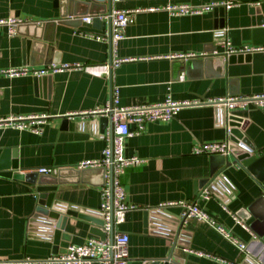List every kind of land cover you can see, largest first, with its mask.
I'll return each mask as SVG.
<instances>
[{
    "label": "crops",
    "instance_id": "0c3cea01",
    "mask_svg": "<svg viewBox=\"0 0 264 264\" xmlns=\"http://www.w3.org/2000/svg\"><path fill=\"white\" fill-rule=\"evenodd\" d=\"M213 1L114 0L112 11L141 10L125 28V37L112 48L109 41L92 36L109 32L111 20L85 23L76 16L65 17L70 12L103 14V6L91 0H0V19L24 21L14 30L8 24L0 25V117L47 116L45 123L36 124L41 133L0 125V160L8 164L15 160L19 167L0 170V259L42 260L61 254L55 252L51 234L58 225L70 244L85 243L103 231L99 209L104 171L77 165L102 159L105 132L110 127L104 131L101 115L91 111L105 107L113 87L118 86L123 106L159 103L168 95L180 101H206L184 106L169 122H150L142 133L126 140V155L144 159L123 176L127 199L137 206L119 225L130 235L127 264L166 257L175 241L174 257L182 264H256L251 254H260L264 260V181L240 165L230 166L218 183L209 185L212 196L200 204L246 242L251 253L242 252L205 221H185L178 235L183 208H159L169 201L194 200L203 190L199 184L210 175L212 155L194 154L193 149L200 143L228 138L227 106L211 101L228 94L264 92V75L255 73L251 62L224 63L213 58L206 66L193 63L213 45L218 53H224L222 40L233 41L228 30L238 31L235 38L242 44L252 43V22L264 17V0H230L234 5L225 7L227 28L223 30L218 28L222 17L216 16L217 7L189 15H172L165 9L170 3L205 5ZM70 19H75V25L64 22ZM34 34L42 38L44 47L33 63H24V40ZM178 54L193 57H176ZM113 57L127 60L111 76L85 69L15 77L1 72L26 65L105 63ZM237 114L247 121L240 132L255 147L253 155H264V108L249 107ZM40 168L52 171L39 173ZM31 172L55 188L47 192L52 207L40 206L37 183L15 177L16 173ZM49 209L60 217L50 218L45 213ZM145 209L160 213L157 220L151 218L147 229ZM242 209L257 213V223L248 225L238 215Z\"/></svg>",
    "mask_w": 264,
    "mask_h": 264
},
{
    "label": "built area",
    "instance_id": "2783aa9c",
    "mask_svg": "<svg viewBox=\"0 0 264 264\" xmlns=\"http://www.w3.org/2000/svg\"><path fill=\"white\" fill-rule=\"evenodd\" d=\"M234 5L233 1L220 0L213 1L205 5H193L189 3L168 4L165 9L172 15L202 14L204 11L214 7L224 6L230 8ZM141 9L113 10L106 14H89L82 16V21L92 23L95 18L109 19L112 22V29L106 33L92 35L98 40L111 42L113 48L120 40L125 37V28L134 21L136 13ZM22 19L10 18L0 19L1 24H8L11 30L23 23ZM223 52L227 55L245 54L254 52H264V45L247 43L234 45L230 38H224L221 42ZM176 57L186 58L193 55L178 54ZM127 59L113 57L105 63L82 64V63H61L50 64L43 67L21 66L4 69L1 72L9 76L33 75L42 76L46 74L61 72L70 69H85L86 71L98 76H111L113 70L125 62ZM206 102L202 99L176 100L171 95L159 103H145L137 105H120V88L114 86L112 89L111 100L105 107L97 108L91 113L99 115L111 114L113 129L109 128L105 132L107 145L103 151L102 159H91L80 162L77 167L83 168H105V184L101 188L102 202L99 209L103 219L102 230L106 234L105 238L100 236L90 237L85 243L70 244L66 252L54 254L42 260H12L0 259V264H127L130 258V235L119 229V225L125 222L127 213L136 209L137 206L130 203L123 184V176L131 166H137L144 162L139 156H127L125 153L126 140L128 137L142 133L148 123L154 121L169 122L178 111L184 106ZM217 105H226L228 114L245 110L249 107L264 108V92L255 95H231L220 97L211 101ZM79 114V113H77ZM46 115L30 116H9L0 117V125H8L18 129H29L36 133H41V128L36 124L46 122ZM134 125V128L131 127ZM232 126H228V138L223 141L204 142L196 145L193 149L194 154H221L231 156ZM52 169L40 168L39 173H50ZM212 196L210 188L205 187L198 196L191 201H169L161 203L159 208L169 206H181L183 208L181 218L185 221L199 220L205 221L218 229L227 239L239 247L242 252L247 251L248 244L241 240L232 231L228 230L221 222L212 217L208 211L201 206L203 199ZM203 254L202 252H198Z\"/></svg>",
    "mask_w": 264,
    "mask_h": 264
},
{
    "label": "water",
    "instance_id": "95a60500",
    "mask_svg": "<svg viewBox=\"0 0 264 264\" xmlns=\"http://www.w3.org/2000/svg\"><path fill=\"white\" fill-rule=\"evenodd\" d=\"M72 3L75 2V0H70ZM94 4L102 5L104 10L103 14H105L107 11L109 13L112 12L113 2L114 0H91ZM220 1V0H216ZM225 7H217L215 9L216 16L222 17L220 24L218 25V28L223 30L227 28V24L225 20H223V16L225 15ZM259 11V10H258ZM259 13V12H258ZM86 14H101L99 11H90L81 13L80 15L73 13H69L67 16H76L75 18L82 21V16H85ZM100 18H95V20H98ZM75 19L67 20L64 22H69V24L75 25ZM74 22V23H73ZM238 31L235 30H228L227 34L230 37H233V44L234 45H241L242 41L240 39L235 38V33ZM239 33V32H238ZM251 34H252V43L255 45H264V17H258L255 18L252 22V28H251ZM225 37V36H224ZM223 39V37H221ZM42 38L39 35H32L27 37L24 40V63H33L37 58V55L40 54L42 51V48L44 47V44L41 42ZM111 45V42H110ZM217 46L213 45L212 47L207 49V53L203 55H199L195 57L194 61H199V64H202L204 66L208 65L209 62L214 58L217 59L219 62L223 61L224 63H233L236 61H243L246 60L248 62H251L253 64V69L255 73L263 74L264 75V52H254V53H245V54H232L227 55L225 53H218ZM216 52V53H214ZM111 60V59H110ZM229 119V125L232 126V136H231V148L233 149V154L231 155L234 160L231 161L230 156H224L221 154H216L211 156V168H210V175L209 177L202 179L200 181L199 190L203 189L205 187H208L209 185L213 183L219 182V177L222 176L223 172L229 168L232 165H240L247 169L249 172H251L259 181H264V155L260 157H256V155H253V152L255 151V147L252 145V143L242 135V129L245 128L247 125V121L243 117H241L237 112L228 114ZM100 121L102 123V127L104 128V131L109 125L111 129H113V124L111 120V114L109 116L107 115H101ZM240 128H242L240 130ZM15 155V154H14ZM17 156V155H15ZM104 171V177L106 170L105 168L100 167ZM18 170V164L14 160L10 164L5 163V160H0V170ZM16 178L19 179H25L29 182H32L34 184H38V192L40 193V206H49L52 207V201L49 202L47 199H49L47 192H50L54 190V187H51L50 183H47L43 180V177L38 179V173L37 172H31V173H16ZM105 184V181H104ZM198 190V192H199ZM51 199V198H50ZM49 199V200H50ZM39 207V210H42ZM47 210V209H46ZM45 210V211H46ZM47 215H49L50 218H59L57 212L53 210H48L45 212ZM160 213L154 210L145 209L144 213V225L145 228H149L152 219L157 220ZM248 225H251L253 223H257V219L260 218L259 215L255 212L250 211L249 209H242L238 214ZM152 218V219H151ZM151 219V220H150ZM103 219L99 221L101 225H103ZM54 224V223H53ZM184 220L182 218H179L178 220V228L177 232L178 235L181 234L183 229ZM57 229L54 230L52 234V238H54L55 241V252L64 253L66 252L68 246L70 245L69 237L64 235L62 233L61 227L58 225L56 226ZM264 231V230H263ZM262 231V232H263ZM98 236L101 238H105L106 234L101 231L100 233H97ZM264 237V232H263ZM62 240V241H61ZM66 240V241H65ZM264 244V240L261 241ZM177 246V241L173 243V248L168 256L163 258H153V259H144L142 264H182L179 262L175 257V249ZM60 247L63 248L60 250ZM247 251L251 253L250 247L248 246ZM255 256V255H254ZM251 254V259H254L256 264H264V260L261 259L262 256L260 254L256 255L255 257ZM249 260V259H248ZM247 260V261H248Z\"/></svg>",
    "mask_w": 264,
    "mask_h": 264
}]
</instances>
